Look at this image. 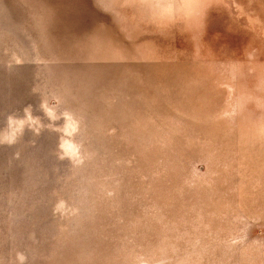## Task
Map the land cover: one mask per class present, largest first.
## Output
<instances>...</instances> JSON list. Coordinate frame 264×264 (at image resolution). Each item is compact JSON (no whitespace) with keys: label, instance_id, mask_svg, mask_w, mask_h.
<instances>
[{"label":"rangeland","instance_id":"374dc122","mask_svg":"<svg viewBox=\"0 0 264 264\" xmlns=\"http://www.w3.org/2000/svg\"><path fill=\"white\" fill-rule=\"evenodd\" d=\"M0 264H264V0H0Z\"/></svg>","mask_w":264,"mask_h":264}]
</instances>
